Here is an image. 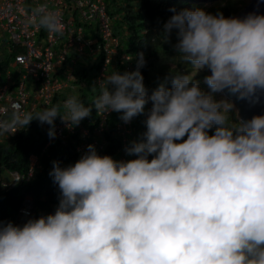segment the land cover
<instances>
[{"label": "clouds", "instance_id": "obj_1", "mask_svg": "<svg viewBox=\"0 0 264 264\" xmlns=\"http://www.w3.org/2000/svg\"><path fill=\"white\" fill-rule=\"evenodd\" d=\"M33 18L61 33L59 14L46 5ZM173 31L174 50L195 72L171 74V87L166 77L149 94L138 54L137 70L113 71L91 105L73 96L63 116L53 106L0 123L11 131L35 119L54 138L57 117L78 126L93 108L120 113L125 124L145 117V131L124 149L135 159L117 161L88 145L73 165L52 162L54 214L22 226L0 220V264H264V115L240 119L232 102L213 97L260 102L264 15L185 9L164 23V42ZM201 70L210 72L208 93L194 79Z\"/></svg>", "mask_w": 264, "mask_h": 264}, {"label": "built area", "instance_id": "obj_2", "mask_svg": "<svg viewBox=\"0 0 264 264\" xmlns=\"http://www.w3.org/2000/svg\"><path fill=\"white\" fill-rule=\"evenodd\" d=\"M42 5L59 14L63 23L61 33L52 35L37 26L33 10ZM83 24L95 32L93 37H85ZM83 57H95L94 61H98L93 78L97 96L100 93L98 84L111 75L118 64H122L125 71H133L131 56L121 51L120 38L113 35L105 0H0V123L11 122L14 113L35 116L50 108L57 94L74 88L75 68ZM58 71H63V79ZM216 99L219 101L217 96ZM150 107L151 104L147 105L146 111ZM113 113H97L95 122L85 118L78 126L55 120V137H48L46 147L77 134L75 152L78 159L88 145L103 150L108 120ZM132 124L133 121L125 124L120 120L115 125L114 134L120 139L117 161L128 160L124 149L133 138ZM43 125L50 128L48 124ZM21 129L0 130V144L5 137L18 135ZM39 169L38 156L30 155L25 174L9 173V181L1 183L2 189L9 190L23 181L33 180ZM31 216L32 203L26 198L16 225L22 226L23 220Z\"/></svg>", "mask_w": 264, "mask_h": 264}, {"label": "trees", "instance_id": "obj_3", "mask_svg": "<svg viewBox=\"0 0 264 264\" xmlns=\"http://www.w3.org/2000/svg\"><path fill=\"white\" fill-rule=\"evenodd\" d=\"M105 1L107 14L112 23L113 35L120 38L121 51L131 56L133 71L137 70L138 54L143 55L145 64L139 68V71L149 94L160 83H164L166 77L169 78L166 86L171 87V74L192 72V66L184 62L181 55L174 50L173 46L177 43L175 31L170 36L169 42H164L163 25L172 15L179 13L183 6L195 10L202 9L203 5L189 3L185 0ZM222 2L223 5L207 9L205 12L212 15L220 12L225 18L234 17L236 15L234 2L232 0ZM173 9L175 11H172ZM84 26L88 25L84 24ZM92 33L95 32L92 31ZM84 58L87 59V57L82 59ZM97 67L98 61H95L75 70V81L72 82V87H77L78 95L76 97L86 107L91 105L97 97V93H95L94 100L88 102L90 91L95 87L93 78ZM115 69L120 73L126 72L122 64H118ZM200 87L203 88L201 85ZM68 98L63 92L57 94L52 100L51 107L57 106L60 114L65 115L62 102ZM120 115V113L114 112L108 120V129L104 135L106 146L103 150H96L98 155H108L114 158L120 150V139L114 134L115 125L120 121ZM88 118L93 122L97 120L94 108ZM56 120L61 119L57 117ZM143 120V116L132 120L133 139L135 140L139 139L145 131ZM41 125L43 124L34 119L28 126L22 127L18 135L5 137L0 144V220L4 223L10 221L16 225L19 210L26 198H30L32 203V216L29 219L54 214L58 206L59 190L49 176L52 162L57 161L61 167H66L73 165L78 160V155L75 152L78 141L77 134L67 136L66 139L53 142L46 147L49 136L42 130ZM44 127L49 129L47 126ZM90 127L92 128V126ZM32 154L38 156L40 165L35 178L29 182L23 181L9 190H3L1 187V183L5 181L3 174H25L28 157ZM126 157L128 160L136 158L128 155ZM29 219L23 220V224Z\"/></svg>", "mask_w": 264, "mask_h": 264}, {"label": "rangeland", "instance_id": "obj_4", "mask_svg": "<svg viewBox=\"0 0 264 264\" xmlns=\"http://www.w3.org/2000/svg\"><path fill=\"white\" fill-rule=\"evenodd\" d=\"M185 1H187L189 3L201 4V5H203L202 10L205 11L207 9H212L213 7H216L218 5H220V6L223 5V2L222 1H224V0H216V1L205 0L204 2H201V0H185ZM232 1L234 2V5H235L234 8L236 9V14H238L251 0H232ZM185 9L193 10V8H188V7L183 6L182 9H181V11L182 10H185ZM79 67H80V63H78L76 65L75 70L77 71L79 69ZM193 72H195V69L192 67V72L191 73H193ZM206 75H208V71L207 70H201V71H199L196 74V76H195L194 79L197 80V81H199L200 82V85L203 86L202 90L205 93H208L210 90H209L208 86L204 83V77ZM90 92H91V94H90V96H88V102L89 103L94 100V98H95V95L94 94L97 93V90L94 87ZM63 93L65 95L67 94L66 91H63ZM77 95H78L77 87H75V88H73L72 93H70L67 96H69V97L75 96L76 97ZM216 96H217V98L219 100L224 99L222 97V95H220L219 93H214L213 94V97H214L215 100H217L216 99ZM230 116H233V114L230 113ZM233 119L235 121V117L234 116H233ZM41 126H42V130L48 133L49 129L48 128H45L43 125H41ZM115 157L113 158L114 160H115ZM3 178L5 179V181H9V176H8L7 173H4L3 174Z\"/></svg>", "mask_w": 264, "mask_h": 264}, {"label": "water", "instance_id": "obj_5", "mask_svg": "<svg viewBox=\"0 0 264 264\" xmlns=\"http://www.w3.org/2000/svg\"><path fill=\"white\" fill-rule=\"evenodd\" d=\"M205 0H201L204 2ZM216 1V0H211ZM256 13L264 15V0H251L238 14L235 18H243L249 13ZM210 75V72H208ZM222 97L235 105V111H238L240 119H250L254 115H264V94L260 95V102L251 105L247 101H238L235 97L228 95L226 92L219 93Z\"/></svg>", "mask_w": 264, "mask_h": 264}, {"label": "crops", "instance_id": "obj_6", "mask_svg": "<svg viewBox=\"0 0 264 264\" xmlns=\"http://www.w3.org/2000/svg\"><path fill=\"white\" fill-rule=\"evenodd\" d=\"M83 26H84V24H83ZM84 28V35H85V37L86 38H89V37H93V33H92V29H91V27H89V26H84L83 27ZM95 60V57H87V59H82V60H80V67H83V66H85L86 64H89L90 62H95L94 61ZM113 71H117L116 69H113ZM113 71H111V73L113 72ZM59 72V71H58ZM63 72V71H62ZM62 72H59V77H60V79H63L62 78ZM72 90L73 89H68V90H65L66 91V95H69L70 93H72ZM69 97V96H68ZM63 111H64V109H63ZM133 140H135V139H131V141H133Z\"/></svg>", "mask_w": 264, "mask_h": 264}]
</instances>
